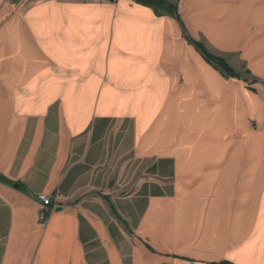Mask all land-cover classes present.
I'll list each match as a JSON object with an SVG mask.
<instances>
[{
    "label": "crops",
    "instance_id": "crops-1",
    "mask_svg": "<svg viewBox=\"0 0 264 264\" xmlns=\"http://www.w3.org/2000/svg\"><path fill=\"white\" fill-rule=\"evenodd\" d=\"M163 1L180 16L133 0H0V264H264V170L257 194L229 172L253 175L264 143V0ZM213 170L230 175L223 200L199 187ZM198 207L227 216V240L213 247V227L190 225ZM240 225L250 235L237 240Z\"/></svg>",
    "mask_w": 264,
    "mask_h": 264
},
{
    "label": "bare ground",
    "instance_id": "bare-ground-1",
    "mask_svg": "<svg viewBox=\"0 0 264 264\" xmlns=\"http://www.w3.org/2000/svg\"><path fill=\"white\" fill-rule=\"evenodd\" d=\"M240 102H241V101H240ZM241 114H242V113H241ZM243 115H244V114H243ZM243 115H242L241 117H243ZM263 121H264V120H263ZM261 123H263V122H261ZM242 124H243V122H242ZM241 126H242V125H241ZM245 127H246V126H245ZM240 128H241V127H240ZM243 128H244V126H243ZM259 128H260V127H259ZM241 129H242V128H241ZM245 129H246V128H244V130H245ZM239 130H240V129H239ZM237 131H238V130H237ZM246 131L248 132L247 129L245 130V132H246ZM263 131H264V130H263ZM248 133H249V132H248ZM250 133H255V132H250ZM256 133H258V132H256ZM260 133H261V132H260ZM242 134H245V133L243 132ZM258 134H259V133H258ZM238 136H239V135H238ZM256 136H257V135H256ZM258 136H261V135H258ZM233 138H234V137H233ZM231 140H232V139H231ZM231 140H230V143H229V147L231 146V144H232L231 142H232L234 139H233L232 141H231ZM244 141H245V140H244ZM244 141H243V142H244ZM254 142H255V139H254ZM233 143H234V142H233ZM239 143H240V145H241V141H240ZM229 147H228V148H229ZM231 147H232V146H231ZM235 148H237V147L235 146ZM229 149H230V148H229ZM232 149H233V148H232ZM225 150H226V148L223 149V152H224ZM242 150H243V149H242ZM235 151H236V150H235ZM235 151H234V153H235ZM250 151H251V150H250ZM236 152H237V151H236ZM229 153H230V152H229ZM234 153H233V154H234ZM235 154H236V153H235ZM243 154H245V153H243ZM243 154H242V156H243ZM224 155H225V154H224ZM226 155H227V154H226ZM228 155H229V154H228ZM237 155H238V154H237ZM244 156H245V155H244ZM244 156H243V157H244ZM243 157H242V160H243ZM224 158H225V157H224ZM232 158H233V157H232ZM234 158H235V157H234ZM236 158H237V157H236ZM239 159H240V158H239ZM220 161H221V160H220ZM222 161H223V160H222ZM222 161H221V162H222ZM224 161H225V160H224ZM250 161L254 162V169H253V170H254V174H253V175H251V174H252V171H251V170H237L238 168H237V169L235 168V170H233V169H234L233 167H232V168H233V169H232L233 171H232V170H229V172H231V173L233 172V174H232L233 177H232V176H231V177L233 178L234 186H235V184L238 183V182L241 183L243 186L251 185V183H250V182H251V181H250V178L254 179V182H253V188H254V193L257 194L258 192L256 193V191H258L259 185L261 184V180L259 181L258 179H260L261 176L263 175V174L261 175L262 170H260V169H261V168H264V143H255V144H254V148H253V152H252V158H251V160H249V162H250ZM217 162H218V161H217ZM234 162H235V161H234ZM238 162H239V161H238ZM240 162H241V161H240ZM241 163H242V162H241ZM241 163H240V165H241ZM220 164H221V163H220ZM238 164H239V163H238ZM250 164H251V163H250ZM224 165H225V164H224ZM237 166H238V165H237ZM210 167H211V166H210ZM221 167H222V166H221ZM217 169H218V168H217ZM207 170H208V169H207ZM227 170H228V169H227ZM255 170L258 171V172L260 173V175L257 176ZM202 171H203V170H202ZM204 171H205V170H204ZM208 171H209V170H208ZM238 171H243V176H242V178L247 177V180H246V181L236 179V178L238 177V176L236 175ZM227 172H228V171H226L225 173H227ZM235 172H236V173H235ZM204 173H205V172H204ZM225 173H222V174H221V172H218V171L213 170L212 172H210V173L206 176L205 179H203L202 184H201L203 187H202L201 185H199V187L202 188V189L200 188L202 191H203L204 189H206V188H207L208 190H205V191H207V192L210 191V196H207L208 198H213V197H219V196H221V199H222V194H223V191H222L223 180H222V178L225 177V175H226ZM224 174H225V175H224ZM229 174H230V173H229ZM255 174H256V175H255ZM203 176H204V175H203ZM226 176L229 177L230 175H229V176L226 175ZM263 177H264V176H263ZM186 179H187V178H186ZM225 179H226V178H225ZM188 180H189V178H188ZM193 180H194V179H193ZM229 180H230V178H229ZM229 180H228V182H229ZM257 180H258V181H257ZM237 181H238V182H237ZM189 182H191V180H189L188 183H189ZM194 182H195V180H194ZM228 182H227V183H228ZM182 183H184V181H182ZM191 183H192V182H191ZM186 184H187V183H186ZM192 184H193V183H192ZM197 185H198V184H197ZM237 185H239V184H237ZM188 186H190V185H188ZM231 186H232V185H231ZM179 187L182 188V186H179ZM228 187H230V185H229ZM195 188H197V187H195ZM195 188H194V189H195ZM224 188H225V187H224ZM234 188H235V187H234ZM237 188H238V186H237ZM237 188H236V189H237ZM188 189H189V188H188ZM200 189L198 188V189H196L195 191L193 190V192H189L190 194L193 193L191 196H190V194H189V196L192 197V198H194V197L199 193V194H198V197H197V198H199V197L201 196V195H200L201 191H199ZM238 189H239V188H238ZM238 189H237V190H238ZM245 189H246V188H245ZM183 190H184V188H183ZM178 191H180V190H178ZM224 191H225V195H226L227 188H226V190L224 189ZM228 191H229V190H228ZM231 191H232V189H231ZM231 191H230V193H231ZM260 191H261V190H260ZM263 191H264V190H262V191L260 192L259 195H261ZM180 193L183 194L182 191H180ZM228 193H229V192H227V196H229V194H230V193H229V194H228ZM234 193H235V192H234ZM204 194H205V192H203V195H204ZM194 195H195V196H194ZM199 195H200V196H199ZM235 195H236V194H235ZM237 195H238V194H237ZM253 195H254V194H253ZM180 196H182V195H180ZM183 196H186V195L183 194ZM193 196H194V197H193ZM204 196L206 197V194H205ZM233 196H234V195L229 196V197L233 198ZM240 196H241V195H240ZM254 196H255V195H254ZM254 196H251V197H254ZM238 197H239V196H238ZM238 197H237V198H238ZM241 197H242V196H241ZM246 197H249V196H246ZM180 198H181V197H180ZM192 198H191L190 200H193ZM195 198H196V197H195ZM195 198H194V199H195ZM202 198H203V197H202ZM243 198H244V197H243ZM249 198H250V197H249ZM256 198L258 199V197H256ZM256 198H255V199H256ZM260 198H262V197H260ZM177 199H178V198H177ZM223 199H224V197H223ZM223 199H222V200H223ZM253 199H254V198H253ZM195 200H198V199H195ZM204 200H205V199H204ZM227 200L230 201V198L227 197ZM239 200H240V198H239ZM258 200H259V199H258ZM258 200H257V201H258ZM185 201H186V200H185ZM200 201H201V200H200ZM202 201H203V200H202ZM208 201H209V200H208ZM208 201H207V203L204 202L205 206H207V204L210 203V201H209V202H208ZM215 201H217V200H215ZM215 201H214V202H215ZM253 201H255V200H253ZM257 201H256V202H257ZM260 201H261V200H260ZM179 202H180V201H179ZM190 202H192V201H190ZM194 202H196V201H194ZM218 202H219V200H218ZM223 202H224V201H223ZM198 203H199V206H200V203H201V202H198ZM229 203H230V202H229ZM257 203H258V202H257ZM259 203H260V202H259ZM184 204H185V202H184ZM184 204H182V205H184ZM202 204H203V203H202ZM204 204H203V205H204ZM223 204H225V203H223ZM226 204H227V202H226ZM260 204H261V203H260ZM190 205H191V204H190ZM213 205L215 206V204L212 203V208H214ZM219 205H220V204H219ZM219 205H218V208H216L218 211L221 210V207H220ZM221 205H222V203H221ZM243 205H245V204H243ZM253 205H254V204H253ZM191 206H192V205H191ZM226 206H227V208H228V205H226ZM239 206H241V205H238V207H236V208H239ZM246 206H248V205H246ZM257 206H259V205H256V209H255V210H257V208H258ZM178 207H179V206H178ZM241 207H242V206H241ZM249 207H250V205H249ZM251 207L253 208V206H251ZM199 208H201V207H198V209H199ZM208 208H209V206H208ZM208 208H207V209H208ZM229 208H230V207H229ZM189 209H190V206H189ZM204 209H205V208H204ZM222 209H224V205L222 206ZM239 209H240V208H239ZM248 209H249V211H244V213H245V212H250V209H251V208H248ZM259 209H260V208H259ZM184 210H185V208L183 207V211H184ZM187 210H188V208L185 210V211H186V212H185L186 214H187ZM193 210H194V209H193ZM212 210H214V209H212ZM229 210H230V209H229ZM236 210H237V209H236ZM251 210H252V209H251ZM197 211L199 212V210H197ZM200 211L203 212V215H202L201 217H199V215H201V212H200V214L198 215L197 212H194V211L189 210V217H188V219H189V223H190L191 226L194 225V224H196V225L198 224V226H200V228H202V226L205 225V231L207 232V231L210 230V229H209L210 226H211V228L213 227L214 230L216 231V225H217V223H218V226L220 227V228L218 227V229H221V227H223V226L225 225V223H224V221H225L224 218H226L227 216H225V214H224L223 212L221 213L222 219H221V216H220V217L217 216V214H218V215L220 214L218 211H217L218 213L215 215V213H216V212H215L214 215H212L213 218L210 219L209 214L207 213V214H206L207 216H206V215H205V211H203L202 208L200 209ZM221 211H224V210H221ZM179 212H180V211H179ZM207 212H208V210H207ZM211 212H212V211H211ZM211 212H210V213H211ZM251 212H252V211H251ZM259 212H260V211H259ZM185 213L183 212V214H185ZM228 213H229V212H228ZM256 213H258V212H256ZM179 214H180V213H179ZM181 214H182V212H181ZM181 214H180V216H181ZM211 214H213V213H211ZM196 215H198V216H196ZM244 215H245V214H244ZM244 215H243V216H244ZM246 215H247V214H246ZM246 215H245V216H246ZM249 215H250V217L252 216L251 213H250ZM263 215H264V214H263ZM205 216H206V218H205V224H204V222L202 223V218L204 219ZM223 216H225V217L223 218ZM253 216H254V218H256V214H254ZM261 216H262V215H261ZM181 217H182V216H181ZM183 217H184V218H183ZM183 217H182L181 219H185L186 215H185V216L183 215ZM197 217H199L200 222H198V218H197ZM218 217H219V218H218ZM257 217H259V216H257ZM181 219H180L181 224L178 223V225H176V226H178V227H179V225L182 226V223H183L184 221L182 220V221H183V222H182ZM242 219H243V220H242L243 223H242V221H241V223L244 224V221H245V220H244V217H242ZM248 219H249V223H250V218H248ZM252 219H253V218H252ZM259 219H260V218H259ZM186 220H187V219H186ZM186 220H185V221H186ZM218 220H219V222H218ZM220 220L223 221V223H221ZM237 220H239V218H237ZM257 220H258V219H257ZM254 221H255V219H254ZM219 223H220L221 226L219 225ZM249 223H248V224H249ZM255 223H256V222H253L252 224H255ZM185 224H186V222H185ZM223 224H224V225H223ZM228 224H229V223H227V225H228ZM231 224H232V222L230 223V225H231ZM233 224H234V223H233ZM222 225H223V226H222ZM235 225H238V222H237V224L235 223ZM263 225H264V224H263ZM241 226H242V225L239 226V227H240L239 233L237 232V231H238V229L236 228L237 226H234V227H235V232H237V235H236L234 238H236L237 240H238V238L240 239V236L238 237V235H239V234L242 235V233L245 232V231H249L248 233H249V235H250V230H247V229L245 230V229H244L245 231L243 230V232H242V231H241V228H242ZM253 226H254V225H252V227H253ZM193 227H195V226H193ZM193 227H192V230H193ZM230 227H231V226H230ZM247 227H248V226H247ZM254 227H255V226H254ZM258 227H259V226H258ZM262 227H263V226H262ZM188 228H189V227H188ZM197 228H198V227H197ZM225 228H226V227L224 226V227L221 229V231H220V232H222L221 234L219 233V230H217V231H218L217 236H215V231H214V230H210V231H211V232L209 231L210 233H208V232L206 233V234L208 235V236H206V238H207V237L209 238L210 235H211V239H209V240H210V243H209L210 245H211V243H212V244H213V247H214V242H216L217 237H218V240H219V241H222V242L226 239V238L224 239V237H223V236H224L223 231H225ZM190 229H191V228H190ZM190 229H189V230H190ZM195 229H196V228H195ZM250 229H252V228H250ZM253 229H254V228H253ZM192 230H191V231H192ZM255 230L257 231V229H255ZM184 231H185V230H184ZM191 231H190V232H191ZM194 231H195V230H194ZM200 231H201V229H200ZM232 231H233V229H232ZM232 231H231V229H230V232H231V233H232ZM252 231H253V230H252ZM263 231H264V229H263ZM192 232H193V231H192ZM226 232H227V231H226ZM240 232H242V233H240ZM202 233H203V230H202ZM202 233H200V234L202 235ZM248 233H247V234H248ZM193 234H194V232H193L191 235H193ZM195 234H196V233H195ZM218 234H219L220 237L218 236ZM253 234H256V233H253ZM191 235H190V236H191ZM249 235H248V236H249ZM186 236H187V235H186ZM195 236H196V235H194V237H195ZM199 236H200V235H199ZM199 236H197L198 239H200ZM187 237H188V236H187ZM202 237H203V235H202ZM215 237H216V238H215ZM251 237H252V236H251ZM254 237H255V236H254ZM197 238H196V239H197ZM204 238H205V236H204L203 238H201L200 240H202V239H203L204 241H207V240H208V239L205 240ZM230 238H232L231 235H230ZM191 239H192V238H190V240H191ZM226 240H227V239H226ZM237 240H236V241H237ZM192 241H193V240H192ZM259 241H261V240H259ZM263 242H264V241H263ZM263 242H262V243H263ZM198 243H199V242H198ZM202 243H204V242H202ZM218 243H219V242H218ZM230 243H232V242H230ZM206 244H207V247H208V248L211 247L210 245H208L207 242H205V245H206ZM227 244H228V243H227ZM221 245H222V244H221ZM221 245H218V244H217V246H220V248H221ZM224 245H225V244H224ZM236 245H237V244H236ZM244 245H245V244H244ZM263 245H264V244H262L261 246L263 247ZM247 246H248V243L246 244V247H247ZM203 247H204V246H203ZM213 247H212V248H213ZM233 247H234V246H233ZM252 247H253V246H252ZM192 248H193V247H192ZM220 248H219V249H220ZM250 248H251V247H250ZM260 248H261V247H260ZM190 249H191V248H190ZM215 249H216V247H215ZM215 249H214V250H215ZM256 249H257V248H255L254 250H256ZM208 250L212 251L211 249H208ZM214 250H213V252H212L213 255L216 253V252L214 253ZM222 250H224V248H223ZM250 250H251V249H250ZM206 251H207V249H206ZM215 251H216V250H215ZM220 251H221V250H220ZM201 252H202V251H201ZM229 252H230V251H229ZM238 252H240V251H237V253H238ZM248 252H249V253H248ZM248 252H247V255H248V254H249V255H250V254H251V255L254 254V253H250L249 250H248ZM254 252H256V251H254ZM203 253H204V252H203ZM205 253H206V252H205ZM207 253H210V252H207ZM218 253H219V251H218ZM218 253H217V254H218ZM257 253L259 254L258 251H257ZM257 253H255V255H257ZM251 255H250V257L253 256V255H252V256H251ZM259 255H260V254H259ZM194 256H195V255H194ZM240 256L244 257L245 255L243 256V254H242V255H240ZM257 256H258V255H257ZM202 257H204V256L202 255ZM247 257H248V256H247ZM206 258H209V257H206ZM211 258H212V257H211ZM245 258H246V257H244L243 260H244ZM248 258H249V257H248ZM255 258H257V257H255ZM258 258H259V257H258ZM263 258H264V257H263ZM203 259H204V258H203ZM238 259H240V258H238ZM246 259H247V258H246ZM210 260H211V259H210ZM248 260H249V259H247V263L249 262ZM257 260H258V259L254 260V263H255V261H257ZM252 261H253V260H252ZM262 261H264V260H262ZM257 262H258V261H257ZM249 264H250V262H249ZM257 264H258V263H257Z\"/></svg>",
    "mask_w": 264,
    "mask_h": 264
},
{
    "label": "trees",
    "instance_id": "trees-1",
    "mask_svg": "<svg viewBox=\"0 0 264 264\" xmlns=\"http://www.w3.org/2000/svg\"><path fill=\"white\" fill-rule=\"evenodd\" d=\"M135 2H137L138 4L150 7L152 9H154L158 14L160 13V11L163 12H169L172 9H174V13L176 14L177 12V7H173L169 4H167L165 1L163 0H133ZM194 45L197 47V49L205 56V58L215 64L223 73H225L227 76L229 77H237L235 75V73L231 70V68L226 64L225 61H223L222 59L216 58L214 56H212L211 54H209L203 45L199 44V43H194Z\"/></svg>",
    "mask_w": 264,
    "mask_h": 264
},
{
    "label": "built area",
    "instance_id": "built-area-1",
    "mask_svg": "<svg viewBox=\"0 0 264 264\" xmlns=\"http://www.w3.org/2000/svg\"><path fill=\"white\" fill-rule=\"evenodd\" d=\"M18 1L21 2L22 4H26V3L30 2V0H18ZM180 14L181 13L177 9L176 15L180 16ZM37 201L41 205L42 210H44V211H47V210L55 207L53 204L52 197H50L48 195H44V194L38 195ZM41 220H43V215L41 216Z\"/></svg>",
    "mask_w": 264,
    "mask_h": 264
},
{
    "label": "rangeland",
    "instance_id": "rangeland-1",
    "mask_svg": "<svg viewBox=\"0 0 264 264\" xmlns=\"http://www.w3.org/2000/svg\"><path fill=\"white\" fill-rule=\"evenodd\" d=\"M112 2H116L117 0H111ZM137 3V2H136ZM178 10L180 12V7L178 6ZM181 13V12H180ZM254 127L256 128V125H254ZM252 162V161H251ZM252 168L254 169V162H252ZM260 170H264V168H261Z\"/></svg>",
    "mask_w": 264,
    "mask_h": 264
},
{
    "label": "water",
    "instance_id": "water-1",
    "mask_svg": "<svg viewBox=\"0 0 264 264\" xmlns=\"http://www.w3.org/2000/svg\"><path fill=\"white\" fill-rule=\"evenodd\" d=\"M17 187V186H16Z\"/></svg>",
    "mask_w": 264,
    "mask_h": 264
}]
</instances>
